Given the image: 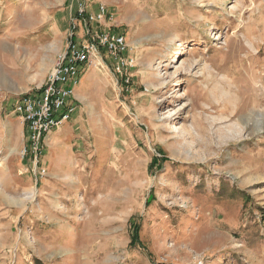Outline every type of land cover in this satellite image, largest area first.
Returning <instances> with one entry per match:
<instances>
[{"label": "rangeland", "instance_id": "1", "mask_svg": "<svg viewBox=\"0 0 264 264\" xmlns=\"http://www.w3.org/2000/svg\"><path fill=\"white\" fill-rule=\"evenodd\" d=\"M97 2L0 0V264H264V0ZM75 25L137 65L101 50L35 169L15 108Z\"/></svg>", "mask_w": 264, "mask_h": 264}, {"label": "built area", "instance_id": "2", "mask_svg": "<svg viewBox=\"0 0 264 264\" xmlns=\"http://www.w3.org/2000/svg\"><path fill=\"white\" fill-rule=\"evenodd\" d=\"M85 14V10L80 12ZM107 15L105 6H100L96 14L88 18L90 23L102 22ZM87 24H89L87 22ZM73 26L66 51L59 55L44 84L33 93L24 95L15 108L25 127V146L22 159L28 160L36 169L40 164L46 139L49 135L72 120L77 112L75 89L79 86L81 72L93 64L101 50L114 60L116 74L127 85L131 82L130 70L135 68L136 60L128 56L132 51L124 35L87 31L91 40L78 41ZM45 174L44 170L40 171Z\"/></svg>", "mask_w": 264, "mask_h": 264}, {"label": "crops", "instance_id": "3", "mask_svg": "<svg viewBox=\"0 0 264 264\" xmlns=\"http://www.w3.org/2000/svg\"><path fill=\"white\" fill-rule=\"evenodd\" d=\"M94 3L95 5L93 4L88 10L91 14L97 12L99 4H103L102 2H97V0H94Z\"/></svg>", "mask_w": 264, "mask_h": 264}, {"label": "bare ground", "instance_id": "4", "mask_svg": "<svg viewBox=\"0 0 264 264\" xmlns=\"http://www.w3.org/2000/svg\"><path fill=\"white\" fill-rule=\"evenodd\" d=\"M178 52H179V51H178ZM178 54H179V55H181L182 53H181V52H179Z\"/></svg>", "mask_w": 264, "mask_h": 264}]
</instances>
